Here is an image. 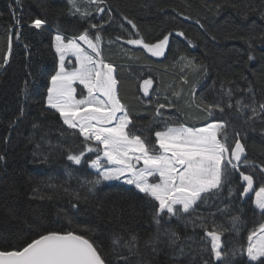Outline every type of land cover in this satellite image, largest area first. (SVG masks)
I'll return each mask as SVG.
<instances>
[{"label":"snow or ice","instance_id":"snow-or-ice-1","mask_svg":"<svg viewBox=\"0 0 264 264\" xmlns=\"http://www.w3.org/2000/svg\"><path fill=\"white\" fill-rule=\"evenodd\" d=\"M205 6L218 14L224 4ZM7 8L0 69L6 70L13 42L20 46L25 28L50 35L51 67L45 70L46 91L37 101L39 114L32 122L34 134L40 132V140L49 148L44 151L41 143L29 139L35 144L31 163L47 164L58 153L69 162L65 175L76 179L78 187L50 183L51 177L41 183L54 194L62 191L77 212L81 204L93 201L103 208L98 196L103 187L131 186L124 191L131 192L139 212L147 214L149 229L138 230L136 207L129 211L114 203L109 209L110 227L85 225L79 231L72 228L74 214L58 209L67 227L41 223L45 219L41 213L28 225L27 233L16 230L18 239L11 231L13 239L0 237V264H264V159L257 162L248 146L249 134L257 131V124L264 126V95H260L264 31L249 27L244 35L232 33L228 38L245 45L242 72L233 70L231 78L218 77L198 95L209 68L188 51L173 52V40L186 41L185 49L198 46L182 29H164L149 38L132 16L117 12L112 0H66L63 22L26 15L24 0H11ZM172 12L173 21L192 19L176 9ZM249 14H258L264 21V0L259 7L248 5L244 18ZM194 22L208 40H217L199 19ZM116 45L129 61L135 53L125 45L141 50L146 58L172 56L173 65L184 73L183 85H189V73L200 77L189 87L184 113L199 126L168 114L184 93L172 91L162 101L153 91L152 77L142 80L138 87L142 96L135 97L136 103L152 109V116L138 122L135 105L120 95L119 66L105 55L106 49ZM29 47L23 44L25 51ZM252 64L259 66L252 69ZM243 72L251 73L252 79ZM27 84L18 93L25 100L30 98ZM50 114H58L60 124L55 145L48 139L50 129L45 130ZM26 116L22 103L10 129ZM260 136L264 144V127ZM6 163L7 153H0V170ZM37 198L52 200L54 196L42 193L37 185L29 199ZM10 214L16 216L14 210ZM94 232L100 235H90Z\"/></svg>","mask_w":264,"mask_h":264},{"label":"trees","instance_id":"trees-1","mask_svg":"<svg viewBox=\"0 0 264 264\" xmlns=\"http://www.w3.org/2000/svg\"><path fill=\"white\" fill-rule=\"evenodd\" d=\"M10 2L11 0H0V12L4 13V19L0 20V56L6 48L7 30L5 25L8 23L7 5ZM261 2L262 0H112L117 12L132 16L138 23L141 32L149 38L155 37L161 30L175 28L184 30L188 37L197 43V47L185 49L186 41L184 44H177L176 40H173L172 50L180 53L188 51L191 56L208 66V77L203 79V86L198 90V95L216 77V50L227 51L231 47L239 48V52L238 50L234 52L235 54L231 56L226 66L232 74L233 70L237 74L242 72L245 66V57L242 55L245 45L238 39L228 37L232 33L244 35V30L249 27H254L257 32L264 31V21L260 20L258 14H249L247 19L244 18L248 5L259 7ZM215 3L224 4L218 14L209 11L205 6ZM232 4H235V7H232ZM65 7L66 0H24L26 15H43L49 22H63L65 17L61 13ZM172 9L183 12L191 16L192 19L183 21L182 18L178 17L173 21L170 19V15H175ZM196 19L206 25L208 32L217 37L215 42L205 37L204 31L195 24ZM51 34H55L54 28L51 30ZM49 40L48 32L40 34V30L25 28L20 46H17L16 41L13 42V55L9 65L6 66V70L0 69V153H7L6 166L0 170V237L13 239L9 233L10 231L16 233L18 228L24 229L27 233L28 225L37 220L41 213L45 217L41 223L51 224L55 227H67L68 221L63 216L57 215L58 209L67 211L69 216L74 214L75 222L72 228L77 231L85 225L93 227L99 225L102 228H107L110 227L108 221L111 220L109 209L113 207L114 203L116 206L122 205L129 211L136 207L135 215L140 224L138 230H148L147 214L139 212L135 197L131 192L124 191L122 187H104L106 190L98 193L103 208L93 201L87 205L81 204L80 210L77 212L70 208L69 197L64 195L62 191L54 194L51 189L41 183V181L51 177L50 183L64 184L65 187H78L77 181L70 180L73 182L72 184L67 182L69 178L63 173L54 179V176L58 172L60 173L61 169L64 170L65 165L69 163L58 153H54L47 164L31 163L35 144L29 143V139L36 142L40 133L34 134L32 122L39 114L37 101L41 98V94L46 91L45 70L51 67L50 58L47 57ZM23 44L30 45L28 51L24 50ZM124 47L134 52L135 57H139V60H135L134 57L132 61H129L119 45L106 49L105 55L119 66L120 95L135 105L133 111L137 115L138 122L145 123L152 116L151 108L146 109L136 103L135 100L137 95L142 96V93H138L139 84L142 83L143 79L152 77L154 80L153 91L160 94L162 101L164 95L170 94L172 91H183L184 93L181 99L176 101V108L169 110L168 114L172 115L173 119L180 116L189 126L197 123L194 119H188L184 115L186 111L185 101L188 98L187 92L191 83L201 78L194 73H189V85H183L181 76L184 73L180 71L179 66L173 65L172 56H169L167 60L146 58L141 50L133 49L132 46L127 45ZM236 61H239V64L235 63ZM258 66L257 64L249 65L252 69ZM149 68L151 71L148 70ZM29 73L32 75L29 76ZM243 74L252 79L251 73L243 72ZM138 75H140V79H137ZM25 81H28L27 91L30 94V98L27 100L18 95L20 90L25 88ZM260 95H264V88H261ZM22 103L25 106L27 116L22 122H17L10 129V122L19 115ZM49 118L56 120L54 114H50ZM47 121H45V128H51L55 125V122L48 125ZM197 126H199L198 123ZM5 137H8L7 141H5ZM248 146L250 155L256 158L257 162L264 159V144L261 143L260 133L252 132L249 134ZM37 185H39L42 193L53 195L54 198L52 200L29 199L33 187ZM254 187L258 189L259 185ZM249 197L254 199V192L250 193ZM251 199L248 200L249 205H251ZM10 210H14L16 216L11 215ZM249 227H253V225L250 224ZM90 235L95 237L99 236L100 233L94 232ZM16 238H19V233H16Z\"/></svg>","mask_w":264,"mask_h":264},{"label":"rangeland","instance_id":"rangeland-1","mask_svg":"<svg viewBox=\"0 0 264 264\" xmlns=\"http://www.w3.org/2000/svg\"><path fill=\"white\" fill-rule=\"evenodd\" d=\"M231 50V51H230ZM230 50H227V51H220V50H216L215 51V57H216V64H217V73H216V77L213 81L217 80L218 77L220 78H223L225 77V75L227 74V76L229 78H231L232 76V72L231 70L226 66V64H228V61L229 59L231 58L232 55H234L235 51L238 50L239 52V48L237 47H231ZM242 83V82H241ZM243 86V84H242ZM52 115V114H51ZM58 114H54V116H56ZM53 117V116H52ZM55 122V125L52 126L51 128H45V130H48L50 129V132H49V136H48V139L51 140V143L53 145L56 144V139L59 135V133L57 132V128L60 126V124L58 122H56V120H52V118H49L48 121L46 123H48V125H50L51 123ZM66 127V126H65ZM257 133H260V129L264 126L260 125V124H257ZM40 133L39 135L37 136V139H36V142L38 143H41L42 145V149L44 151H47L48 148H49V145L44 143L43 141L40 140ZM62 173L65 175V172L63 169L60 170V173L58 172L55 176H54V179L58 178L60 176V174L62 175ZM83 174H81V178H82ZM67 177V176H66ZM47 180V179H46ZM72 181H77L76 179H71ZM72 181L70 180H67V182L69 183H73ZM50 182V181H49ZM113 184H116V182H113ZM103 187V186H102ZM125 188V187H124ZM106 189L103 187V191H105Z\"/></svg>","mask_w":264,"mask_h":264},{"label":"crops","instance_id":"crops-1","mask_svg":"<svg viewBox=\"0 0 264 264\" xmlns=\"http://www.w3.org/2000/svg\"><path fill=\"white\" fill-rule=\"evenodd\" d=\"M119 187H122V188H131V186H119Z\"/></svg>","mask_w":264,"mask_h":264}]
</instances>
